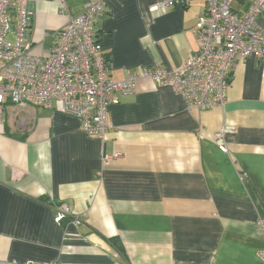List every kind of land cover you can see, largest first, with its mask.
I'll use <instances>...</instances> for the list:
<instances>
[{
    "label": "crops",
    "instance_id": "obj_1",
    "mask_svg": "<svg viewBox=\"0 0 264 264\" xmlns=\"http://www.w3.org/2000/svg\"><path fill=\"white\" fill-rule=\"evenodd\" d=\"M86 1L66 0L69 13ZM103 1L90 25L111 79L177 68L197 50L204 0L162 10H152L155 0ZM31 6L32 53L45 56L67 16L56 0ZM257 22L264 28V8ZM116 96L103 138L52 108L6 107L0 264H262L264 60H235L221 107L188 112L148 78ZM62 206L71 214L58 222Z\"/></svg>",
    "mask_w": 264,
    "mask_h": 264
},
{
    "label": "built area",
    "instance_id": "obj_2",
    "mask_svg": "<svg viewBox=\"0 0 264 264\" xmlns=\"http://www.w3.org/2000/svg\"><path fill=\"white\" fill-rule=\"evenodd\" d=\"M56 1L67 20L56 30L49 53L42 56L32 53V0H0V124L8 105L43 106L77 118L84 133L103 138L110 127L106 117L109 106L117 102L116 93H132L140 78L171 88L188 112L210 109L224 105L235 60H264V28L257 22L264 0H204L205 12L195 24L198 48L180 66L146 68L113 80L108 58L90 25L104 14V1L87 0L76 14L69 13L66 0ZM191 1L155 0L152 10L185 7ZM234 2L242 4L240 13L233 8ZM224 132L221 129L214 138ZM218 146L226 150L223 144ZM68 214L62 206L56 220ZM72 215L73 223L81 224ZM258 225L264 230V220ZM257 256L264 264V248Z\"/></svg>",
    "mask_w": 264,
    "mask_h": 264
}]
</instances>
